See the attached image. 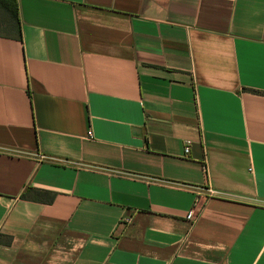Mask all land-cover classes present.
Returning <instances> with one entry per match:
<instances>
[{
  "label": "crops",
  "instance_id": "obj_1",
  "mask_svg": "<svg viewBox=\"0 0 264 264\" xmlns=\"http://www.w3.org/2000/svg\"><path fill=\"white\" fill-rule=\"evenodd\" d=\"M16 2L0 264H264V0Z\"/></svg>",
  "mask_w": 264,
  "mask_h": 264
},
{
  "label": "trees",
  "instance_id": "obj_2",
  "mask_svg": "<svg viewBox=\"0 0 264 264\" xmlns=\"http://www.w3.org/2000/svg\"><path fill=\"white\" fill-rule=\"evenodd\" d=\"M10 34L20 37L17 2L16 0H0V35Z\"/></svg>",
  "mask_w": 264,
  "mask_h": 264
},
{
  "label": "built area",
  "instance_id": "obj_3",
  "mask_svg": "<svg viewBox=\"0 0 264 264\" xmlns=\"http://www.w3.org/2000/svg\"><path fill=\"white\" fill-rule=\"evenodd\" d=\"M90 134V132H88ZM189 152V147H186L185 148V153H188Z\"/></svg>",
  "mask_w": 264,
  "mask_h": 264
},
{
  "label": "water",
  "instance_id": "obj_4",
  "mask_svg": "<svg viewBox=\"0 0 264 264\" xmlns=\"http://www.w3.org/2000/svg\"><path fill=\"white\" fill-rule=\"evenodd\" d=\"M195 147H197V145H195Z\"/></svg>",
  "mask_w": 264,
  "mask_h": 264
}]
</instances>
